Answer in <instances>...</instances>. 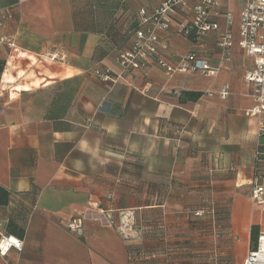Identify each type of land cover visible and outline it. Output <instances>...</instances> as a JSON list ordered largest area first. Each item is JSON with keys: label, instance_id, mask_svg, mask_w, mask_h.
Wrapping results in <instances>:
<instances>
[{"label": "crops", "instance_id": "obj_1", "mask_svg": "<svg viewBox=\"0 0 264 264\" xmlns=\"http://www.w3.org/2000/svg\"><path fill=\"white\" fill-rule=\"evenodd\" d=\"M162 1L0 0L13 9L16 46L9 57L0 48L7 215L19 200L30 204L21 197L34 198L22 252L9 251L0 264H244L256 250L250 229L264 234V208L250 194L264 138L257 118L243 113L254 104L243 81L253 59L236 44L225 60L215 33L184 36L177 24L189 16L176 13L161 34L160 58L174 66L193 51L216 75L168 76L155 62L121 75L118 55L132 43L139 11L149 16ZM241 4L219 0L213 19L224 26L230 14L235 40ZM105 73L121 77L103 82ZM225 84L230 93L220 99ZM183 91L202 96L182 103ZM196 197L213 207L190 208ZM79 216L76 237L65 222Z\"/></svg>", "mask_w": 264, "mask_h": 264}, {"label": "built area", "instance_id": "obj_2", "mask_svg": "<svg viewBox=\"0 0 264 264\" xmlns=\"http://www.w3.org/2000/svg\"><path fill=\"white\" fill-rule=\"evenodd\" d=\"M241 1L237 40L233 37L230 14L224 15V26L213 20L219 15V0H163L149 16L140 10V25L133 33L132 43L118 55L117 62L121 69V75L129 71L145 69L151 62H155L159 69L168 76L192 72H199L204 76L216 75V70L201 60L199 55L193 51L186 53L174 66L167 64L159 56V49L163 45L161 34L170 30L172 16L176 13L189 16V19L185 18L177 24L179 31L184 36L191 37L193 35L195 39L199 40L210 33H215L216 48L225 60H229L231 49L236 44L247 57L253 59V65L250 70L244 73L243 81L252 87L254 104L251 109H247L243 113L246 117L257 118V137L264 138V0ZM13 20L12 8H0V48L7 51L8 57L16 49L15 39L10 31ZM46 56L52 61L63 60L61 55L46 54ZM121 75L112 77L109 73H105L102 81L115 83ZM229 93L230 86L225 84L218 92V96L220 99H225ZM254 156L255 175L251 182L250 200L254 205L264 208V179L261 175L264 169V146L259 145ZM200 214V212H196L195 216ZM106 220L111 226L115 224L110 215ZM65 227L72 235L82 236V217L66 220ZM256 245V250L249 253L244 264H264V252L261 251L262 245H264V234L257 238ZM23 246V240L2 235L0 257L5 258L11 250L21 253Z\"/></svg>", "mask_w": 264, "mask_h": 264}, {"label": "trees", "instance_id": "obj_3", "mask_svg": "<svg viewBox=\"0 0 264 264\" xmlns=\"http://www.w3.org/2000/svg\"><path fill=\"white\" fill-rule=\"evenodd\" d=\"M4 66H5V61L1 59L0 60V79H1V73L3 72ZM201 96H202V93L197 92V91H193V92L183 91L179 95V100L182 103L187 102V101L193 102L195 100H198V98H200ZM32 194L34 196L36 192H32ZM27 195L24 197H21V200L27 201L28 203H30L29 205L31 206V204L34 201V198H31L29 194ZM10 197H11V194L5 188L0 186V224L2 221L6 222L5 227H4V235L14 237L15 239H18V240H23L24 238L23 236L25 233L23 221L25 220L26 216L29 213H31L32 208L29 207V205L23 204V202L19 200L17 209H14L13 211H11V214L7 215V212L5 211L6 209L5 207L10 203L11 201ZM196 212H199V210H197ZM200 213H201L200 215H196V216L198 217L203 216L202 212ZM250 230H251V243L253 242V244L256 245L257 236H258L257 226L252 227Z\"/></svg>", "mask_w": 264, "mask_h": 264}, {"label": "rangeland", "instance_id": "obj_4", "mask_svg": "<svg viewBox=\"0 0 264 264\" xmlns=\"http://www.w3.org/2000/svg\"><path fill=\"white\" fill-rule=\"evenodd\" d=\"M26 63V62H25ZM5 67V66H4ZM18 69H21V68H19L18 67ZM1 80V79H0ZM1 102H2V97H0V104H1ZM1 106V105H0ZM176 186L177 185H172V187L174 188V189H176ZM177 188H179L178 186H177ZM174 195H177L176 193L174 194ZM193 196H195V195H193ZM200 201H202V199H197V197L196 198H192L191 199V202H192V204H190V208H192V209H196V208H198V206L199 205H202V206H204V205H206L207 207H213V202H212V199L210 200L209 198H207L206 200H205V203H201ZM101 213H103V212H101ZM105 213V212H104ZM211 216H213V214L211 215ZM210 215L208 216V215H206V217L208 218V217H211ZM201 217V216H200ZM212 219V218H211ZM211 219H209V220H202V221H206V222H208V221H210ZM116 222V221H115ZM161 238L162 239H164L165 238V234H162L161 235Z\"/></svg>", "mask_w": 264, "mask_h": 264}, {"label": "bare ground", "instance_id": "obj_5", "mask_svg": "<svg viewBox=\"0 0 264 264\" xmlns=\"http://www.w3.org/2000/svg\"><path fill=\"white\" fill-rule=\"evenodd\" d=\"M262 250L261 251H263L264 252V245H262V248H261Z\"/></svg>", "mask_w": 264, "mask_h": 264}]
</instances>
